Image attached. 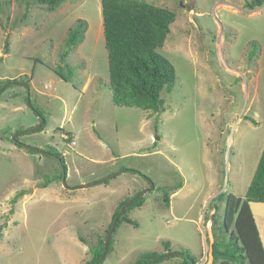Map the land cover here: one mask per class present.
I'll return each mask as SVG.
<instances>
[{"label":"rangeland","instance_id":"obj_1","mask_svg":"<svg viewBox=\"0 0 264 264\" xmlns=\"http://www.w3.org/2000/svg\"><path fill=\"white\" fill-rule=\"evenodd\" d=\"M147 1L177 13L159 49L176 84L156 113L112 101L101 0H66L54 11L0 0V264H89L119 204L143 190L144 204L125 214L139 226L122 221L101 264H135L165 252V242L197 257L207 250L203 264H213L217 235L231 239L221 229L224 204L213 199L245 197L264 150V5ZM79 19L88 28L67 66L61 52ZM42 118L43 130L24 132ZM17 132L20 142L64 155L67 185L58 158L20 147Z\"/></svg>","mask_w":264,"mask_h":264},{"label":"trees","instance_id":"obj_2","mask_svg":"<svg viewBox=\"0 0 264 264\" xmlns=\"http://www.w3.org/2000/svg\"><path fill=\"white\" fill-rule=\"evenodd\" d=\"M65 1L34 0L35 3L45 5L52 11L56 10ZM101 5L103 33L108 52L110 74V81L107 83L113 103L118 106L140 107L153 113L164 111L166 108L162 93L164 90L168 92L173 90L177 75L174 64L159 49L164 46L171 32V25L177 18L176 11L147 0H101ZM263 5L264 0H246L244 4L245 8L251 10ZM87 28V21L79 19L76 26L69 29L60 56L63 64L69 66L67 58L71 51L84 40ZM252 47L251 58L256 55L258 50L255 42ZM64 78L67 81L71 79L65 75ZM17 81L14 78L6 79L5 82H9V86H11ZM26 84L27 87L30 86L29 83L26 82ZM31 106L40 113L34 105L31 104ZM45 124L39 128V131L43 130ZM19 137L20 135L17 136L18 140ZM16 142L20 147L25 146L23 142ZM28 149L30 152H37L31 148ZM50 152L58 157L61 166L67 170L64 155L56 150L50 149ZM125 170L144 175V173L132 168H126ZM59 177L63 178V173ZM105 182H108V180H105ZM180 187L181 185L178 184L176 189ZM22 193L24 194L23 191L20 194ZM132 197L126 198L117 207L106 231L105 239H99L96 245L90 246L92 259L89 264H96L103 255L105 258L110 252L113 236L110 238L108 249L105 252V241L109 230L121 207ZM170 199V195L165 193L164 201L169 204ZM213 200L217 202L215 204L217 209H220L219 204H224V215L221 224L223 233L225 231L229 232L230 229L232 230L229 241L225 240L222 234L221 236L217 235V239L213 243V264H246L248 262L249 264H264V247L251 208L252 202H264V150L261 153L245 197L223 191L214 197ZM144 202V196L134 199L119 217L114 232L122 221L133 223L138 227V222L125 214L134 207H141ZM216 215L217 213L214 214V217ZM216 222L218 221L214 218V223L216 224ZM3 234V227H0V240ZM170 245V242H165V252H146L141 254L135 264H148L152 259L160 255L163 256L152 264L178 256L182 258L184 264H198V257L192 254L191 251L184 248L173 251ZM176 251H180L181 255H167L168 252Z\"/></svg>","mask_w":264,"mask_h":264},{"label":"water","instance_id":"obj_3","mask_svg":"<svg viewBox=\"0 0 264 264\" xmlns=\"http://www.w3.org/2000/svg\"><path fill=\"white\" fill-rule=\"evenodd\" d=\"M8 84H9V83H7V85H8ZM45 121H46V120H45L44 118H42V120H41L36 126H33V127L29 128V130H30V131H34V130H36V129L41 128L42 125L45 123ZM27 131H28V130H27ZM24 132H26V131H24ZM20 134H21V132H17V133L13 136V139L16 140V141H19V140L17 139V136L20 135ZM24 145H25L26 147H28V148H31V149L37 151V152L46 153V154H48V155H50V156H54V157L58 158L57 156L54 155V153L49 152V151H47V150H41V149H39V148H36V147H34V146H31V145H29V144H25V143H24ZM116 174H117V173H114V174H112V175H109V176H107V177H104V178H102V179H100V180H98V181H95V182H87V183H84V184L81 185V187H89V186H92V185L95 184V183L103 182V181L107 180L108 178H110L111 176H114V175H116ZM66 177H67V171L65 170V168H63V180H64L65 185H67V184H66ZM149 182L151 183L152 187H154V182H153L152 180H150V179H149ZM145 193H146V190H143V191L138 192V193H137L136 195H134V196H133V197H132V198H131V199H130L125 205H123V206L121 207L120 211H119L118 214L116 215V218H115V220H114V222H113V224H112V226H111V229L109 230V233H108L107 239H106V241H105V252H106L107 249H108L109 240H110V238L112 237V235H113V233H114V230H115V228H116V225H117L118 219H119V217L121 216V214L125 211V209L127 208V206H129V205L133 202L134 199H136V198L139 197V196L144 195ZM167 255H169V256H175V255H181V253H180V252H168ZM162 256H163V255H160V256H158V257L152 259L151 262H149L148 264L155 263L156 260L160 259ZM100 261H101V260H99V261L97 262V264H100Z\"/></svg>","mask_w":264,"mask_h":264},{"label":"crops","instance_id":"obj_4","mask_svg":"<svg viewBox=\"0 0 264 264\" xmlns=\"http://www.w3.org/2000/svg\"><path fill=\"white\" fill-rule=\"evenodd\" d=\"M3 79H6V78H3ZM7 79H14V78H7ZM13 84H18V83L15 82ZM20 107H21V105H20ZM88 182H92V181L89 180ZM81 188H84V187H81ZM85 188H87V187H85ZM251 208H252V211L254 213L256 225H257V228L259 230L260 237H261L263 247H264V202H252ZM206 247H207V245H206ZM207 254H208V252L206 250L204 256L198 257V259H199L198 264H203L207 260ZM211 254L213 256V246H212ZM213 259H214V257H213ZM170 260H175V261H170ZM170 260L169 261L167 260L168 262H170L169 264H184L182 261L178 260L177 258H173Z\"/></svg>","mask_w":264,"mask_h":264},{"label":"built area","instance_id":"obj_5","mask_svg":"<svg viewBox=\"0 0 264 264\" xmlns=\"http://www.w3.org/2000/svg\"><path fill=\"white\" fill-rule=\"evenodd\" d=\"M72 144H73V145H75V144H76V141H75V140H73Z\"/></svg>","mask_w":264,"mask_h":264},{"label":"flooded vegetation","instance_id":"obj_6","mask_svg":"<svg viewBox=\"0 0 264 264\" xmlns=\"http://www.w3.org/2000/svg\"><path fill=\"white\" fill-rule=\"evenodd\" d=\"M104 182V181H103ZM152 187V186H151Z\"/></svg>","mask_w":264,"mask_h":264}]
</instances>
